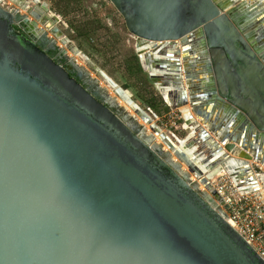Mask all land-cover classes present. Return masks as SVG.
<instances>
[{
	"label": "water",
	"instance_id": "95a60500",
	"mask_svg": "<svg viewBox=\"0 0 264 264\" xmlns=\"http://www.w3.org/2000/svg\"><path fill=\"white\" fill-rule=\"evenodd\" d=\"M108 1L135 47L152 45L143 57L154 73L136 52L149 81L170 89L168 108L190 107L182 127L196 133L183 131L184 150L207 164L221 143L238 159L237 188L256 191L241 160L264 168V0ZM45 12L29 21L0 6V264H264L181 147L150 126L187 173L106 90L90 93L72 62L59 66L15 28L58 21ZM187 46L193 56L181 57ZM218 159L208 171L228 157Z\"/></svg>",
	"mask_w": 264,
	"mask_h": 264
},
{
	"label": "rangeland",
	"instance_id": "374dc122",
	"mask_svg": "<svg viewBox=\"0 0 264 264\" xmlns=\"http://www.w3.org/2000/svg\"><path fill=\"white\" fill-rule=\"evenodd\" d=\"M2 1L3 6L14 7L10 1ZM51 8H53L52 15L59 20L56 28L64 39L79 50L81 56L77 55L74 58L70 52L67 54L76 64L86 69L90 78L98 81L103 91L108 90L110 96L118 98L108 85L107 80H109L123 90L124 94L161 132L171 137L174 135L178 139L185 138L181 114L178 110L167 109L155 85L148 80L146 73L140 68L135 55L134 40L124 27L122 18L112 10L109 1L88 0L84 5L81 3L71 5L60 1L52 3ZM93 17H96L95 20H92ZM152 96L158 104L159 114L149 106ZM120 107L126 109L125 111L133 117L136 116L133 110L128 111L125 105ZM172 121H176L174 128L169 125ZM251 167L257 174L264 171V168L255 163L251 164ZM220 177L228 178L226 175L216 177L212 182L213 187L219 185ZM195 182L198 183L196 178Z\"/></svg>",
	"mask_w": 264,
	"mask_h": 264
},
{
	"label": "bare ground",
	"instance_id": "6f19581e",
	"mask_svg": "<svg viewBox=\"0 0 264 264\" xmlns=\"http://www.w3.org/2000/svg\"><path fill=\"white\" fill-rule=\"evenodd\" d=\"M11 1H15V0H11ZM150 47H152L151 44H148V45L138 44L137 47H135V49H136V51L138 53H141V59H142V61H144L145 69L147 71H150V72L154 73L155 71L152 69V66L150 65V63L147 61V59H144V57H143V56H146L147 55V53L150 50ZM190 50L191 49L188 46L185 47L183 49V53L180 51V56L181 57L182 56L184 57L186 54H188L190 56H193V54H192V52H190ZM71 55H73L74 58L77 55H80L81 56L80 52L74 53L73 51L71 52ZM153 58L158 59L160 57H157V55H156ZM83 76H84V74H83ZM107 81H108V85H110V87L114 90L115 94L119 98L118 99V98H115V97L109 95L110 96V99H112V101L114 102V104H116L119 107L121 105H125L127 107V110L128 111L133 110V112H134L136 109H139L124 94V91L123 90H121L120 88H118L117 86H115L114 84H112L109 80H107ZM153 84L157 87V90H158L161 98L164 100V103H166L168 105L169 97H170L169 94H168V92H169L170 89L169 88H163L162 87V84L161 83H158V82H156V83L154 82ZM106 91L109 94V91L108 90H106ZM110 94H111V92H110ZM187 99H188V95H187ZM124 110H126V109H124ZM178 112L181 113V118L183 117L184 119H187L189 116L193 118V115L191 113V109H190V107L188 105L179 108L178 109ZM128 114H129V112H128ZM130 116L133 117L132 114ZM135 117H133V119H135V121L137 122V124H139L140 126H143L144 127V135H147V136L151 135L153 137V143L155 145H158V146L160 145L162 152H167V153H169L171 155V161H172V163L175 164V165H177L178 168H179V170L181 172L187 173V166L184 163H180V161L178 160V157L175 155V150H170L166 145H164L163 142L161 141L158 133H156V134L151 133L150 126L151 125H154V124L153 123H151V124L144 123V121L139 116H137V115ZM182 129H183V131L186 130V132H187V134L189 136L194 135L196 133V131L192 127H189L188 128V127H184L183 126ZM161 133H163V132H161ZM166 136L172 142H174V144H175V146H176L177 149H179V147H181V150L183 151V153H185L189 157V159H191V161H192V163H193L194 166H196L197 168H199L201 170V172L203 173V176L205 178L207 177V181L210 184L212 182H214V180H215L216 177L221 176V175H226V176H228L232 180L233 184L236 186L237 178L232 174V170H233L232 166L234 167V165L238 163V159H237V157L232 156L231 154H228L224 150V148H223V146H222L221 143H219L220 148H221V152L219 154L215 155V156H212L211 159L207 162V164H205L202 161L204 160V158L206 157V155H204V154H201L200 155L199 149L194 148L192 150H187V149L184 150V148H185V146H184V143H185L184 142V139H178V138H176V141H175V140H173V138L171 136H168V135H166ZM248 154L250 155V153H248ZM223 155L227 156L228 159H230V160L228 161V159H227L228 162L227 161H224L222 164H217V165H220L221 166V170H219V171H217L215 173L208 171V168L210 167L209 164L214 163V162H217L218 163V161H219L218 157H221ZM241 161L243 162L244 165H247L249 167H251V164L255 163L252 159L241 160ZM260 166L263 169V165L261 164ZM245 175H246L245 177L247 179L249 177H253L255 179L256 184L253 186L255 189H260L261 186L264 184V171L261 174H257L256 172H253L252 170H250V171H246ZM187 179L189 181H193V182L195 181V177L193 175H191V176L188 175L187 176ZM197 181H198V183H197V190L200 191V192L206 193V195H208V191H207L205 185L203 183L199 182V180H197ZM212 185H213V183H212Z\"/></svg>",
	"mask_w": 264,
	"mask_h": 264
},
{
	"label": "flooded vegetation",
	"instance_id": "af4514ba",
	"mask_svg": "<svg viewBox=\"0 0 264 264\" xmlns=\"http://www.w3.org/2000/svg\"><path fill=\"white\" fill-rule=\"evenodd\" d=\"M7 1H10L11 3H13L14 7L8 8L6 6H3V1L0 0V6L3 9L7 10L10 13L17 12L19 15L28 18L29 21L32 20V18L30 17V13L33 12L34 9L41 10V6L42 4H44L46 7V11H47L45 12L44 15H46L47 18H49L47 19L49 21L51 20L52 16L57 18L55 15H52V12H51L53 9L51 8L52 3L54 2L58 3L61 1L66 4L70 3L71 5L72 4L79 5L80 3L84 5L85 2L88 0H52V2L50 0H15V1L7 0ZM93 5H96V4H93ZM112 10L114 9L112 8ZM95 18L92 20H95ZM58 22L59 20L55 23L52 22L50 23V25H48L49 23H47V21L44 22L45 24L39 21H35L34 26L36 27V29H32V25L28 23H25V24L23 23V27L15 24V28L17 30L22 29V30L27 31V34L35 39V43L38 44L39 49L45 52V54L49 56L59 66L66 68L69 65V63L72 62L75 65V68L70 67L68 69V73L70 77L77 79V82L80 83L90 93L104 97V94H106V92H103L101 86L98 84V81L96 79H92V78L90 79L89 73L86 71V69H84L82 65L78 66V64H76V62H74L73 59H71L69 55L67 54L68 52L71 53L74 50V47L70 44L68 40L64 39V37L62 36V33H60L59 30L56 28V25ZM36 30H42L43 34H38ZM132 38L134 40V45H135L136 40L134 37ZM135 55L138 59L137 52ZM138 62L141 68L139 59H138ZM82 73L84 74V76ZM147 78H148V75H147ZM100 88L102 91L100 90Z\"/></svg>",
	"mask_w": 264,
	"mask_h": 264
},
{
	"label": "built area",
	"instance_id": "2783aa9c",
	"mask_svg": "<svg viewBox=\"0 0 264 264\" xmlns=\"http://www.w3.org/2000/svg\"><path fill=\"white\" fill-rule=\"evenodd\" d=\"M169 125L174 128L176 121ZM214 189L222 201L216 202L215 209L264 263V184L256 191L242 193L229 177H220Z\"/></svg>",
	"mask_w": 264,
	"mask_h": 264
},
{
	"label": "crops",
	"instance_id": "0c3cea01",
	"mask_svg": "<svg viewBox=\"0 0 264 264\" xmlns=\"http://www.w3.org/2000/svg\"><path fill=\"white\" fill-rule=\"evenodd\" d=\"M150 98H151V104L149 106L153 109V111H155L154 109H156L158 111V112L156 111V113L159 114L160 112H159L158 104L155 103L153 96Z\"/></svg>",
	"mask_w": 264,
	"mask_h": 264
},
{
	"label": "trees",
	"instance_id": "16d2710c",
	"mask_svg": "<svg viewBox=\"0 0 264 264\" xmlns=\"http://www.w3.org/2000/svg\"><path fill=\"white\" fill-rule=\"evenodd\" d=\"M127 89V88H126ZM166 107V106H165ZM167 109H168V107H167ZM155 110V112L157 111L156 109H154ZM158 112V111H157Z\"/></svg>",
	"mask_w": 264,
	"mask_h": 264
}]
</instances>
